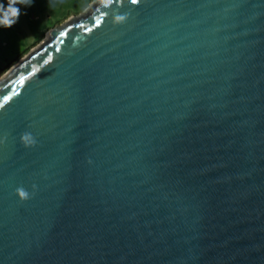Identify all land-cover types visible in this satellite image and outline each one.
Here are the masks:
<instances>
[{
    "label": "water",
    "instance_id": "95a60500",
    "mask_svg": "<svg viewBox=\"0 0 264 264\" xmlns=\"http://www.w3.org/2000/svg\"><path fill=\"white\" fill-rule=\"evenodd\" d=\"M0 264H264V0H92L14 62Z\"/></svg>",
    "mask_w": 264,
    "mask_h": 264
},
{
    "label": "rangeland",
    "instance_id": "374dc122",
    "mask_svg": "<svg viewBox=\"0 0 264 264\" xmlns=\"http://www.w3.org/2000/svg\"><path fill=\"white\" fill-rule=\"evenodd\" d=\"M92 0H33L21 8V16L10 29L0 28V77L9 62H16L37 44L49 29L70 16L82 12ZM5 7L8 0H0ZM17 59V60H16Z\"/></svg>",
    "mask_w": 264,
    "mask_h": 264
},
{
    "label": "clouds",
    "instance_id": "9594fccd",
    "mask_svg": "<svg viewBox=\"0 0 264 264\" xmlns=\"http://www.w3.org/2000/svg\"><path fill=\"white\" fill-rule=\"evenodd\" d=\"M33 0H8V4L5 7L3 4H0V28L10 29L14 25H16L19 21V18L22 14L21 8L17 5H23L25 7H30L32 5ZM101 5L105 8L109 7L114 0H100ZM134 3V0H131ZM138 2V0H137ZM126 20L125 15H116L114 17V23H122ZM22 139L28 141L30 143H35V140L30 138V134L26 133ZM35 187V186H33ZM16 193H18L19 197L22 200H27L31 198V195L28 191L25 190L24 187H18L16 189Z\"/></svg>",
    "mask_w": 264,
    "mask_h": 264
},
{
    "label": "trees",
    "instance_id": "16d2710c",
    "mask_svg": "<svg viewBox=\"0 0 264 264\" xmlns=\"http://www.w3.org/2000/svg\"><path fill=\"white\" fill-rule=\"evenodd\" d=\"M17 60V59H16ZM15 62V61H14ZM13 64V62H9L6 66H5V68H3V70H5V69H7L8 67H10L11 65Z\"/></svg>",
    "mask_w": 264,
    "mask_h": 264
},
{
    "label": "snow or ice",
    "instance_id": "6c2138e0",
    "mask_svg": "<svg viewBox=\"0 0 264 264\" xmlns=\"http://www.w3.org/2000/svg\"><path fill=\"white\" fill-rule=\"evenodd\" d=\"M134 3H137V0H134ZM96 23H97V24H99V23H100V21L98 20Z\"/></svg>",
    "mask_w": 264,
    "mask_h": 264
}]
</instances>
